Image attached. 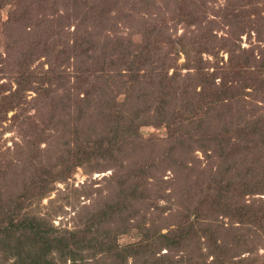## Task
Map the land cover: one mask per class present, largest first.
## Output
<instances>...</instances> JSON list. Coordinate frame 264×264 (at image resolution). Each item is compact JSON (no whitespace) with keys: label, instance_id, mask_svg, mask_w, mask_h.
Masks as SVG:
<instances>
[{"label":"rangeland","instance_id":"rangeland-1","mask_svg":"<svg viewBox=\"0 0 264 264\" xmlns=\"http://www.w3.org/2000/svg\"><path fill=\"white\" fill-rule=\"evenodd\" d=\"M0 3V100L5 97L9 103L14 101L12 109L2 113L3 119L0 122V204L7 202L10 194L22 196L19 208L12 214L13 219H26L41 216L44 211H56V215L51 218V226L59 231L70 230L75 224L77 226L86 220L84 206L93 203L94 209H101L107 203L116 204L111 201L115 197L117 187L108 178L115 173L118 163L121 162L124 168H129L131 162H150L152 155L155 156L158 151L167 147V141L175 142L179 139V143L181 141L184 146H177L178 149L175 147L170 151L169 164L174 162L179 165L178 174L182 175V180L190 182L188 185L182 184L183 191L178 189L179 193H172L168 200L154 198L153 200L157 201H154L156 206L153 207L149 204L144 208L142 201L135 202L138 204L133 206L135 210L130 213H122L121 206H118L110 219L104 217L105 223L101 225L105 229L109 228L111 242L115 239V243L122 247L138 239L139 229L150 224L154 210L161 213L163 219L158 220L160 223L168 221L170 214L179 212L180 216L182 211L189 212V220H195V214H192L194 211L191 210L196 203H200L202 195H205L204 191L212 192L207 179L212 175L211 167L214 169L217 163L216 159L209 158L210 151L207 150L210 144H214L213 141H207L202 149L199 148L202 144L201 133L205 137L207 134H218L216 131L213 133L215 129L211 123L204 121L197 126L192 122L183 128H178L177 125L167 127L163 122L143 125L140 127L141 139L144 141L142 146L136 150L130 149L125 155L120 152L115 156H118V159L107 158L98 166L95 162L85 163L76 168L66 180L55 181L54 189L43 197L46 188L44 184L50 182L43 180L50 178L52 166L57 164L59 155L67 148V142L73 135V128L64 125L63 121L70 122L74 114L69 109L67 111L65 106L76 99L79 103L78 96L86 94V91L105 92L106 96L116 97L114 109L118 110L120 120L123 121L121 123L127 125L135 108L141 109L145 103H161L159 100L163 97V88L157 85L158 76L165 74L167 77H180L182 81H178V88L187 84L188 88L195 86V90L199 92L202 88V84H198L199 80L212 79L213 72V83L219 82L221 75L224 76L232 93L242 94L246 101L245 107H252V103L258 104L257 100L264 106V82L260 80L261 85L256 89L249 79H243L252 75L253 80L258 81L259 69L264 65V0H76L75 3L73 0H0ZM102 4H105V12L100 15L98 9ZM12 11L16 13V20H11V23L5 25ZM21 12H24L23 15H20ZM231 20H234L236 27H251V32L236 33L239 29L234 30V27L230 26ZM35 21L36 25H32ZM28 24L37 29L41 39L39 46L42 45L43 50L40 49L39 56L33 59L21 60L22 53L27 50L25 46L28 45L22 44L26 34L24 29H27L24 27ZM58 24L61 28L57 27ZM116 36L120 37L121 44L130 50H139V46L142 47L146 43L150 47L155 46L152 48L160 54L154 57L153 64H140L138 80L135 83L131 80L128 82L132 92L142 94L140 97L134 94H128L126 97L123 93L122 85L131 77V73L124 69L126 65L118 66L122 73L97 75L99 67H102L103 41L114 39ZM58 38L59 42L51 46ZM75 40L76 46L70 50ZM49 47L53 48L49 50ZM112 48L109 46V49H105L106 60L120 57ZM38 49L28 47L29 56H33ZM52 60L60 65L56 72L61 70L66 81L64 90L71 97L70 101H63L65 106L53 103L57 104L62 100V88H57L56 83L50 84L44 79L51 72L49 68ZM198 64L203 66L202 72L199 73L201 78L195 74ZM261 73L264 75V69ZM20 74L27 76L24 82L16 78ZM103 79L107 80L109 85L104 84ZM168 94L169 97L179 98L174 92L168 91ZM172 108L167 107V111L162 114L158 111L157 115L167 118ZM143 114L140 110L139 118H142ZM223 122L224 119H221L215 127L220 129ZM52 126L55 128L52 129ZM54 132L58 134H53L50 139L51 133ZM252 136L247 137L246 141L252 143ZM254 138L264 147V127L259 135L254 134ZM150 140L153 141L149 142ZM186 146L194 148L182 150ZM252 149L254 148L251 144L245 150ZM228 150V153L232 152L230 147ZM229 159L232 162V159ZM236 161L240 168H246L249 164V160L242 157H236ZM157 170H149L146 176L151 179L150 172H155L156 177V174L160 173V169ZM180 170L183 173H180ZM172 174L175 175V172L163 171L164 178ZM237 186L232 184L231 188ZM140 188L146 192L144 200L146 197L150 198L148 196L152 197L153 188L146 185H140ZM212 194L209 193V196ZM51 198L52 202L49 201ZM179 198L185 200L180 199L181 204L175 203ZM208 199L210 198H206ZM259 199H264V194L245 193L242 200L246 203L253 200L258 203ZM212 206L207 203L200 205L198 215L204 217L206 213H210L208 209H212ZM124 214L132 217L134 221L139 219V225L131 224L128 231L120 233L115 228L123 226ZM216 222L226 225L228 217L217 216ZM241 225L243 224L236 222L237 227ZM252 229L254 232L247 240V247L254 249V253L250 255L256 260H241L239 263L264 264V228L256 226ZM162 231H166V228H162ZM195 233L193 232L191 237L195 236ZM90 234L92 235V232ZM19 237L22 246L17 248L14 245V237L9 242L10 249L6 253L0 252L2 264H19L21 252H26L25 246H28V241H23L24 237L20 232ZM192 242L194 245L189 255L192 253L190 258L194 264L198 259L201 262L210 261L213 254L206 256L208 249L202 239L195 237ZM245 254L247 255V252ZM183 257H187V254L178 256L184 259ZM125 262L131 264L133 261L131 257H126Z\"/></svg>","mask_w":264,"mask_h":264},{"label":"trees","instance_id":"trees-1","mask_svg":"<svg viewBox=\"0 0 264 264\" xmlns=\"http://www.w3.org/2000/svg\"><path fill=\"white\" fill-rule=\"evenodd\" d=\"M73 2L75 3L76 0H73ZM104 5L102 4L101 8L98 9V14L103 15L102 13L105 12ZM23 13L21 12L20 15H23ZM15 17L16 13L12 11L6 19L5 25L11 23V20H16ZM231 21L232 23H229L230 26L234 27V30L239 29L236 33L251 32V27H236L233 24L234 20ZM30 25L28 24L24 27L27 29H24V33L26 34L22 39V44L28 45L25 46L27 50L22 53V56L20 55L21 60L25 58L33 59L39 56L40 49L43 50V46H39L41 39L37 33V29ZM32 25H36V21ZM57 27L61 28V25L58 24ZM116 37L103 41L102 67H99L100 70L97 72V75L105 76L112 73H122V70L118 66L126 65L124 69L131 73V77H128L124 81V85H122L124 87L123 93L126 97L129 96L128 94L140 97L142 94L132 92V89L128 86V82L131 80V82L135 83L138 80L137 76L139 75L137 73L140 64H153L154 57H158L160 54L156 49L152 48L155 46L150 47L146 43L142 47L140 45L139 50L137 48L130 50L121 44L120 37ZM58 40L59 38L51 46H55L59 42ZM71 46L70 50L76 46V40ZM109 46L113 47V52L120 54L118 59L106 60L105 49H109ZM28 47L39 49L33 56H29ZM52 48L49 47V50ZM59 66L55 60H52L49 68L51 72L44 79L50 84L56 83L55 87L62 88L63 93L60 98L62 100H60V103H53L54 105L65 106L66 104L63 101H70L71 97L64 90L66 81L63 78L61 70L59 73L56 72ZM202 69L203 66L198 64L195 74L199 75V78H201V74L199 73L202 72ZM263 69L264 65H261L258 81H254L252 75H247L248 78L244 77L243 79L245 81L249 79L251 85L254 84L255 88L258 89L261 85L259 81L264 82V78L261 77L264 76L261 73ZM213 74L214 72L211 74L212 79L206 80L203 78L199 80L198 84H202L201 91L199 92L195 90V86L188 88L187 84L181 85L178 88V81L181 80L180 77H167L165 74L158 76L157 85L163 88L161 95L164 98L162 97L159 100L161 103L158 102L159 104L155 105H152L153 103H145L141 109L135 108L131 118L128 119L127 125L121 123L123 122L120 120L121 116L118 110L114 109L116 97L112 95L106 96L105 92L86 91V94L84 93L81 97L78 96L79 103H77V99L73 103L68 102V106L66 105L65 107H67V111L69 109L74 115L70 122H64V120L63 123L73 128V135L67 142V148L59 155L58 165L54 164L52 166L53 170L49 173L50 178L48 179L47 177L43 180L44 182L46 180L50 181L46 185L44 184L46 187H44V197L49 195L54 189L55 181L66 180L76 168L85 163L95 162L98 166L101 164V161H106L107 158L118 159V156H115L116 154L119 155L120 152L125 155L126 152H130V149L136 150L144 142L140 134V127L143 125L154 122L161 124L163 122L167 124V127L177 125L178 128H183L192 122L200 126L204 121H207L214 127L213 133L216 131L218 134L215 136L211 135L212 137L207 134V137H205L201 133L202 144L199 148L202 149V146H205L207 141H213L214 144H210L207 150L210 151L208 153L210 154L209 158L216 159L217 163L214 169L211 167L213 172L209 176V179H207L212 192L204 191L205 195H202L200 203H196L195 207L193 206L191 210L194 211L192 214H195L193 217L195 220H189V212L185 213L182 211L180 216L179 212H176L178 216L170 214L167 219L168 221L160 223L158 220L162 218L161 213L158 210H154L150 224L139 229L138 233L140 236L138 235V239L122 247H119L115 243V239L111 242L109 228L105 229L101 225L105 223L104 217L110 219L113 216V211L119 208L118 206H121L122 213H130L135 210L133 206L138 204L135 202L142 201L144 208H147L149 204L153 207L156 206L154 201H157V199L153 200L154 198H166L168 200L172 193H179L178 189L183 191L184 186L182 184L188 185L190 182L182 180V175L178 174L179 165L174 162L169 164L171 159L170 151L175 147L177 148V146H184L177 139L175 142L167 141V147L164 150L158 151L155 156L152 155V161L150 162H131L129 168H124L121 162L118 163L117 170L108 178L117 187L116 194H112L115 197L111 201L116 204L107 203L105 207L101 209L95 208L96 210L93 203L84 206L83 209H86V211L84 210L85 215H83L86 220L77 224V226L75 224L74 228L70 230L62 229L59 231L57 228L51 226V218L56 215V211H44L41 216H31V218L26 219H13L12 214L19 208L20 197L22 196L18 195L16 197V195L12 196L10 194L7 202L0 204V214L2 213L0 215V252L6 253L10 249L9 242L14 237L16 239L14 245L17 248L22 246L19 237L20 232L21 236L24 237L23 241H28V246H25L26 252H21L22 256L19 258V264H120V262L126 264V257L132 258L133 262L131 264H139L140 262L143 264H182L183 260V264H194V261L190 258L192 253L190 255L189 253L191 248H193L192 245H194L192 239L196 237L198 240L202 239V243L207 247L208 252L206 256L213 255L210 261L201 262L198 259V261H195V264H242L239 263L241 260L255 261L256 259L250 255L254 253V249L247 247V240L254 232L252 231V227L264 228V199H259L258 203H255L254 200L246 203L242 199L245 193L264 194V147L254 138V134L259 135L261 129L264 127V106L260 104V100L256 99L259 101L258 104L252 103V107H245L246 101L242 97V94L232 93L229 85L226 84L225 77L222 75L219 82L213 83L215 81ZM16 78H20L24 82L27 76L20 74ZM103 83L109 85V82L104 79ZM168 91L176 93L179 98L169 97ZM13 102L12 100L9 103L5 97L0 100V122L3 119L2 113L12 109ZM169 106L173 108L167 118L163 115H157L158 111H161V114L165 110L167 111V107ZM140 110L144 112L142 118H139ZM256 110L260 112L256 113ZM221 119H224V124L218 129L215 125ZM41 123L44 124L43 121ZM51 128L54 129L55 126ZM180 131L183 133V129ZM53 134L58 133H51L50 139H52L51 136ZM250 135H253L252 143L246 141ZM173 138L176 139L177 136H173ZM152 141L150 140L149 142ZM251 144L254 149L245 150ZM228 147L232 151L231 153L229 152L230 155ZM186 148L189 150L194 147L186 146L182 150ZM202 152L207 154L204 150ZM236 157L237 159L242 157L244 160H249L246 168H240ZM229 158L232 159V162ZM56 165L57 167L55 168ZM152 169L154 171L160 169V173L156 174L155 177V172H150L149 175L153 176L150 179L146 176V173ZM167 170L175 172V175L172 174L164 178L163 171L166 172ZM180 173L183 172L180 170ZM157 176H160V179ZM232 184L238 186L231 188ZM140 185L153 188L152 197L148 196L150 198L146 197V200H144L146 192L140 188ZM189 189L192 190V188ZM209 193L213 194L209 196ZM206 198L210 199L206 200ZM180 199H176L175 203L179 204L181 200H185V198ZM49 201L52 202V198ZM175 203L173 202V204ZM205 203L213 205L212 209H208L210 213H206L204 217H200L198 215V211L201 209L200 205ZM183 205L187 206L186 204ZM87 215H89L88 218ZM220 215L228 217L226 225L216 222L217 216ZM132 219V217L125 216L124 214L123 226L121 228L117 226L115 229H118L120 233H125L128 231L129 225L134 224V226H138L139 219L136 218L135 221ZM236 222L244 226L237 227ZM171 225L172 227H170ZM162 228H166V231H162ZM83 232L84 234H82ZM91 232L92 235L90 234ZM193 232H196L195 236L191 237ZM161 250L164 251L161 252ZM245 252H247V255ZM181 254L182 256L187 254V257H183L184 259L178 258ZM188 258L190 260H187ZM0 264H2L1 261Z\"/></svg>","mask_w":264,"mask_h":264}]
</instances>
